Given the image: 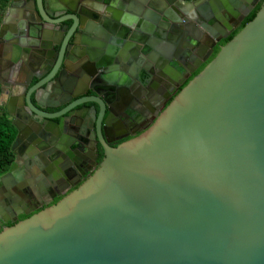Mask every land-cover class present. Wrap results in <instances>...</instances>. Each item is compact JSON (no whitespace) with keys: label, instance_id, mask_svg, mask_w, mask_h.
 I'll return each instance as SVG.
<instances>
[{"label":"water","instance_id":"water-1","mask_svg":"<svg viewBox=\"0 0 264 264\" xmlns=\"http://www.w3.org/2000/svg\"><path fill=\"white\" fill-rule=\"evenodd\" d=\"M260 2L256 16L220 46L150 128L109 145L101 127L112 107L108 94L95 89L92 78L77 92L78 79L81 69L89 74L88 65L113 62L123 27L133 28L138 19L127 47L137 42L145 53L142 63L128 58L129 80L149 88L154 66L169 69L183 60L189 74L182 67L177 77L193 74ZM124 3L136 15L130 20L120 17ZM12 7L17 33L0 28V57L9 65L21 61L13 37L31 41L46 34L48 24L63 28L59 49L26 81L39 80L24 87L21 105L52 119L41 111L37 91L61 84L64 114L99 120L91 137L105 158L80 187L21 221L39 206L31 209L23 192L13 194L16 163L0 176V264H264V0H12ZM9 105L13 116V96ZM10 221L16 223L6 227Z\"/></svg>","mask_w":264,"mask_h":264},{"label":"flooded vegetation","instance_id":"flooded-vegetation-1","mask_svg":"<svg viewBox=\"0 0 264 264\" xmlns=\"http://www.w3.org/2000/svg\"><path fill=\"white\" fill-rule=\"evenodd\" d=\"M8 8L3 13L0 28L8 26L9 31L15 33L17 13L13 12V7ZM92 24L94 32L98 33L96 28L100 27L93 20ZM138 24V19H136L133 28L126 27L129 32L123 27V34H120L123 38L116 35L118 43L115 46L118 53L115 57H112L113 62L101 67L88 65L87 72L92 77L80 68L81 73L84 75L78 79L80 83H78L77 92L84 91L85 88L90 86L84 82L85 78H92L95 82L94 88L108 94V100L111 101L112 107L106 110L104 119L101 121V127L105 129L109 145L114 148L139 136L150 128L170 105L184 84L190 81L215 57L220 46L224 45L227 39L223 38L217 42L207 61H204L189 76L188 62L182 63L183 60L180 61V67L182 66L188 74L181 73L182 75L179 78L177 73H180L181 69L176 66L169 67V69L154 66L155 72L148 82V88L141 85L136 79H134V82L129 80L128 67L131 66H128V58L138 59L139 63H142L140 56L145 53V45L141 47L137 42H132L133 46L129 45L131 47L129 49L127 47V43L131 41L130 37L134 32L139 31ZM48 26L50 30L46 34L37 33L39 36L31 41L22 40L20 35L13 37V49L19 48L20 51L21 61L17 64L9 65L8 59L0 57L2 58L0 79L6 84L1 85V99L7 111L8 106L10 107V97L13 96V111L15 114L13 116L8 114L17 131L13 142L15 154L13 165L16 163L13 169V180L18 184L13 185V194L23 192V195L29 198L27 204L31 209L39 206L37 210L32 211L29 215L21 214L18 221L56 204L80 187L95 174L105 158L103 146L99 142L95 146L94 139L91 137V133L93 129H96V125L98 126L99 120L91 116L90 113H88L89 116L82 119H77L75 112L70 113V115L68 113L64 114L66 106L60 104L65 102L67 97L60 91L61 84L54 82L49 92L42 89L37 91L42 102L39 105L41 111L52 115V119H46V117L31 112L29 108L21 105L20 97L25 89L24 87L30 89L39 81L37 78H33L32 83L27 84L26 81L30 74L33 76L35 71L40 73L37 64L49 60L53 50L55 48L59 49L55 42L62 38L63 28L58 30L53 24H48ZM213 32L216 33V37L220 36L217 31ZM203 38L205 41L207 40L206 37L203 36ZM121 40L124 43H121ZM51 41L54 48L49 47ZM207 44H211V41H208ZM195 50L191 52L189 57L197 53V48ZM4 52L5 46L0 44V56ZM156 70L160 71L161 75L158 76ZM4 73L6 75H3ZM107 79L113 80V83L106 81ZM183 79H185V82L181 84ZM89 93H93V91L90 89ZM32 102L37 105L35 94L32 95ZM90 104L93 105L94 103ZM2 191L3 186H0V193ZM23 216L25 217L22 218ZM15 223L10 221L5 226H12Z\"/></svg>","mask_w":264,"mask_h":264},{"label":"trees","instance_id":"trees-1","mask_svg":"<svg viewBox=\"0 0 264 264\" xmlns=\"http://www.w3.org/2000/svg\"><path fill=\"white\" fill-rule=\"evenodd\" d=\"M10 1L11 0H0V20L3 16L6 7L9 5ZM261 4L262 2L256 5V7L252 10V12L245 17V19L242 22V25L227 37L225 43L231 40L241 28H243L249 21H251L256 16L257 12L261 7ZM187 83L188 82H186V84ZM186 84H184V86ZM1 91H2V87L0 84V176L8 172L9 168L11 167V165L15 160V154L12 149V145L17 133L15 127L13 126L12 119L9 116L8 112L6 111V108L2 102ZM24 217L25 216H23L22 218Z\"/></svg>","mask_w":264,"mask_h":264},{"label":"crops","instance_id":"crops-1","mask_svg":"<svg viewBox=\"0 0 264 264\" xmlns=\"http://www.w3.org/2000/svg\"><path fill=\"white\" fill-rule=\"evenodd\" d=\"M12 1V0H11ZM114 3H115V5L113 6V7H116V5H118V3H119V1H114ZM7 7H9V5L7 6ZM6 7V8H7ZM126 7H127V4L126 3H124V6H123V8H122V6L120 5V8L119 7H117V8H119V10H120V17L122 18V19H124V20H130V18H127V16H129V17H133V16H136L135 14H133V13H131V12H129L128 10H126ZM135 9H136V7H135ZM136 11L137 12H140V11H138L137 9H136ZM13 12H14V10H13ZM16 13V12H15ZM112 12H110V14H111ZM135 13V12H134ZM109 14V13H108ZM137 19V18H136ZM1 21V20H0Z\"/></svg>","mask_w":264,"mask_h":264},{"label":"bare ground","instance_id":"bare-ground-1","mask_svg":"<svg viewBox=\"0 0 264 264\" xmlns=\"http://www.w3.org/2000/svg\"><path fill=\"white\" fill-rule=\"evenodd\" d=\"M173 31V30H172ZM175 31V30H174ZM177 62V61H176ZM180 62L179 63H177V64H175L174 66H176L178 69H180V68H182V66L180 67ZM179 71V70H178Z\"/></svg>","mask_w":264,"mask_h":264}]
</instances>
